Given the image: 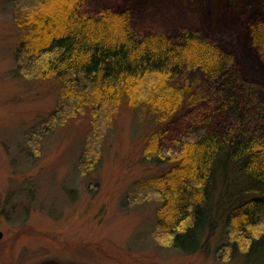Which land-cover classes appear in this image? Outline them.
<instances>
[{
	"label": "rangeland",
	"instance_id": "rangeland-1",
	"mask_svg": "<svg viewBox=\"0 0 264 264\" xmlns=\"http://www.w3.org/2000/svg\"><path fill=\"white\" fill-rule=\"evenodd\" d=\"M35 4L0 0V264L231 260H217L222 222L211 236H204L206 249L184 253L175 248L169 231L158 224L161 195L148 186L150 179L173 166L150 163L149 152L176 136L189 118L210 108L202 94L205 76L199 74L189 87L151 72L133 79L121 108L108 104L95 116L84 108L68 109L51 117L59 79L37 74L34 68L33 74L23 73L16 52L31 34L47 41L68 21L60 14L52 23L60 26L54 29L43 20L26 22L22 14ZM44 5L54 14L62 11L53 2ZM106 7L128 9L131 19L126 26L139 33L177 36L188 29L208 31L215 43L236 51L240 59L239 49L246 54L239 47L242 33L247 35L250 24L262 18L258 0H87L89 13ZM254 59L245 64L253 81L264 85V67ZM177 88L190 93L186 96ZM135 100L161 110L157 129L152 128L153 112L145 118L135 113ZM225 249L235 247L229 243ZM233 264L247 263L240 258Z\"/></svg>",
	"mask_w": 264,
	"mask_h": 264
},
{
	"label": "trees",
	"instance_id": "trees-1",
	"mask_svg": "<svg viewBox=\"0 0 264 264\" xmlns=\"http://www.w3.org/2000/svg\"><path fill=\"white\" fill-rule=\"evenodd\" d=\"M33 1L36 7L22 14L26 22L43 20L48 28L60 14L68 21L47 41L31 34L16 52L23 73L34 68L37 74L59 79L51 117L68 109L84 108L95 116L108 104L121 108L133 79L151 72L189 87L199 74L205 76L202 94L210 108L189 118L176 136L158 142L146 156L158 166L173 163L149 180V188L162 198L158 224L169 231L175 248L193 253L206 249L204 236H211L222 222L217 260L225 256L231 260L224 264L240 258L247 264H264V85L253 81L245 64L256 58L264 67V0H258L262 18L250 24L247 35L242 33V59L215 43L208 31L188 29L177 36L139 33L126 26L131 19L128 9L106 7L92 14L87 0ZM48 2L62 11L54 14L44 8ZM134 111L144 118L153 112L152 128H158L159 108H145L136 101ZM229 243L235 249H225Z\"/></svg>",
	"mask_w": 264,
	"mask_h": 264
},
{
	"label": "water",
	"instance_id": "water-1",
	"mask_svg": "<svg viewBox=\"0 0 264 264\" xmlns=\"http://www.w3.org/2000/svg\"><path fill=\"white\" fill-rule=\"evenodd\" d=\"M3 236V232L0 230V239L2 238Z\"/></svg>",
	"mask_w": 264,
	"mask_h": 264
}]
</instances>
